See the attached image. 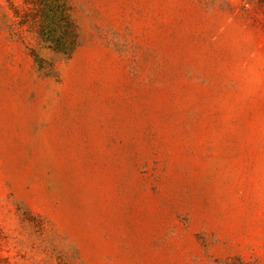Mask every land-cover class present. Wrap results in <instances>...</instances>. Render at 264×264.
Returning a JSON list of instances; mask_svg holds the SVG:
<instances>
[{
  "label": "rangeland",
  "instance_id": "1",
  "mask_svg": "<svg viewBox=\"0 0 264 264\" xmlns=\"http://www.w3.org/2000/svg\"><path fill=\"white\" fill-rule=\"evenodd\" d=\"M30 1L0 0V264H264V0H71V59Z\"/></svg>",
  "mask_w": 264,
  "mask_h": 264
},
{
  "label": "trees",
  "instance_id": "2",
  "mask_svg": "<svg viewBox=\"0 0 264 264\" xmlns=\"http://www.w3.org/2000/svg\"><path fill=\"white\" fill-rule=\"evenodd\" d=\"M31 2V3H30ZM38 37L52 52L71 59L80 45L71 0H31Z\"/></svg>",
  "mask_w": 264,
  "mask_h": 264
}]
</instances>
